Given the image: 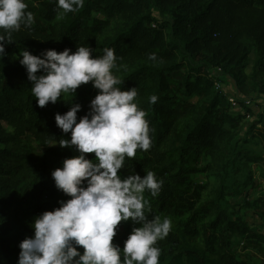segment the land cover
Returning a JSON list of instances; mask_svg holds the SVG:
<instances>
[{"label": "trees", "instance_id": "trees-1", "mask_svg": "<svg viewBox=\"0 0 264 264\" xmlns=\"http://www.w3.org/2000/svg\"><path fill=\"white\" fill-rule=\"evenodd\" d=\"M25 3L35 23L12 32L0 58V264H17L19 243L34 234V217L69 198L51 172L77 154L56 144L70 134L54 118L73 98L62 94L56 104L39 107L19 51L74 52L76 46H89L93 55L114 48L118 86L137 89L134 103L146 113L151 147L126 157L118 174L152 171L163 181L156 196L144 192L149 219L172 223L154 245L159 264H253L240 247H264V237L242 211L264 219V110L246 126L253 115L247 100L236 99L237 112L218 87L221 77H231L245 99L264 96V0H84L71 12L56 0ZM97 91L91 83L77 89L78 118ZM153 95L158 99L150 103ZM249 193L253 200L239 211L229 203ZM138 226L122 221L113 243L123 249Z\"/></svg>", "mask_w": 264, "mask_h": 264}, {"label": "clouds", "instance_id": "clouds-1", "mask_svg": "<svg viewBox=\"0 0 264 264\" xmlns=\"http://www.w3.org/2000/svg\"><path fill=\"white\" fill-rule=\"evenodd\" d=\"M56 3L64 12L84 6V0ZM27 7L25 0H0V58L6 55L5 43L13 42L12 32L35 23ZM19 57L39 107L56 104L62 94L73 98L69 110L57 112L54 118L57 127L70 134L56 144L77 154L52 170L55 187L69 198L34 217L30 225L34 234L19 243L17 264H159L160 249L154 245L168 235L172 223L158 215L149 219L151 206L144 192L156 196L163 181L152 171L143 177L118 174L126 157H135L137 149L149 150L151 139L146 113L134 103L136 87L121 89V80L113 74L115 49L93 55L89 46H76L74 52L46 49L33 55L22 48ZM149 59H155V53ZM89 83L98 91L89 111L78 118L82 106L74 97L81 85ZM157 99L151 96L150 103ZM86 153H94L95 158ZM129 220L139 226L121 249L113 238L118 225Z\"/></svg>", "mask_w": 264, "mask_h": 264}, {"label": "rangeland", "instance_id": "rangeland-1", "mask_svg": "<svg viewBox=\"0 0 264 264\" xmlns=\"http://www.w3.org/2000/svg\"><path fill=\"white\" fill-rule=\"evenodd\" d=\"M218 89L223 90V92H225V94L228 96L229 99H237L239 102L244 100L247 101L252 100L251 104L248 107L253 112V115L250 118H248V121L245 124L246 126H248L250 122L256 120L257 119L256 115L264 110V105H263L264 96L260 97L255 95L253 96V98L255 99L252 98L245 99V97L239 93L236 82L231 77H221ZM236 108H237L236 109L237 112H239V110H241V104H239V106ZM199 182L200 183L206 182V177H200ZM248 195H241L237 198H231L229 200V203L232 206L235 205L238 206L237 211H239V208L241 209L245 204L253 200L252 195L250 193ZM242 213L246 215L247 222L250 224V226L254 227L257 230V232L262 234L264 237V219L257 216L254 212L250 211V209L246 211L243 210ZM244 248H246L245 251L243 250V246L240 247L242 254H245L247 252L251 254V256L255 258L254 260H252L254 262L253 264H264V247H262L261 245H253V246L249 245Z\"/></svg>", "mask_w": 264, "mask_h": 264}, {"label": "built area", "instance_id": "built-area-1", "mask_svg": "<svg viewBox=\"0 0 264 264\" xmlns=\"http://www.w3.org/2000/svg\"><path fill=\"white\" fill-rule=\"evenodd\" d=\"M230 102L232 103V105L234 106V107H238V102H237V100L236 99H230ZM246 104L247 105H250L251 103L248 101H246Z\"/></svg>", "mask_w": 264, "mask_h": 264}]
</instances>
